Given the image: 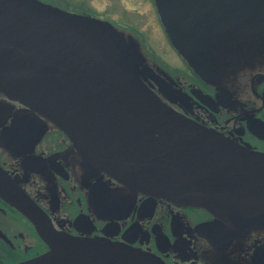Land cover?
Instances as JSON below:
<instances>
[{"label": "water", "instance_id": "95a60500", "mask_svg": "<svg viewBox=\"0 0 264 264\" xmlns=\"http://www.w3.org/2000/svg\"><path fill=\"white\" fill-rule=\"evenodd\" d=\"M239 1L245 7L221 3L264 33V5ZM157 2L178 49L207 28L213 9L212 0ZM131 47L108 21L40 0H0V94L36 110L83 150L89 170L130 191L207 210L232 228H263L264 154L165 104L147 81L162 90L170 84ZM25 264L166 263L127 244L63 236Z\"/></svg>", "mask_w": 264, "mask_h": 264}, {"label": "flooded vegetation", "instance_id": "af4514ba", "mask_svg": "<svg viewBox=\"0 0 264 264\" xmlns=\"http://www.w3.org/2000/svg\"><path fill=\"white\" fill-rule=\"evenodd\" d=\"M41 1L71 13L95 12L84 0ZM151 1L174 55L155 52L138 28L128 32L112 23L170 86L147 82L178 114L264 154V33L245 28L248 18L232 16V3L221 1L245 5L212 0L207 28L190 47H180L185 56L173 45L157 0ZM86 161L45 117L0 94V264L37 260L63 236L127 244L166 264H264V227L236 229L207 210L153 201L89 170Z\"/></svg>", "mask_w": 264, "mask_h": 264}, {"label": "rangeland", "instance_id": "374dc122", "mask_svg": "<svg viewBox=\"0 0 264 264\" xmlns=\"http://www.w3.org/2000/svg\"><path fill=\"white\" fill-rule=\"evenodd\" d=\"M93 9L91 16L109 21L120 29L130 32L135 27L141 30L151 49L163 54L164 57L174 55L169 49L162 28L158 22L156 10L150 0H84ZM74 11V8H69ZM132 30V31H133Z\"/></svg>", "mask_w": 264, "mask_h": 264}]
</instances>
